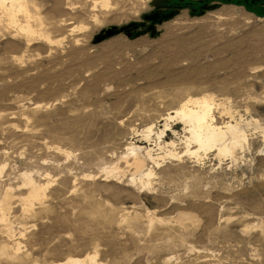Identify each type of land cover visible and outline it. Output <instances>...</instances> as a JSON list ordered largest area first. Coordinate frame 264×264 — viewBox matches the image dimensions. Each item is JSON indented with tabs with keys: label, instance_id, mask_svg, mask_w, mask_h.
<instances>
[{
	"label": "rangeland",
	"instance_id": "1",
	"mask_svg": "<svg viewBox=\"0 0 264 264\" xmlns=\"http://www.w3.org/2000/svg\"><path fill=\"white\" fill-rule=\"evenodd\" d=\"M26 1L16 25L0 8V264H264V18L227 6L93 44L153 0ZM189 98L240 128L233 157L186 154L177 118L158 139ZM132 147L157 163L137 171Z\"/></svg>",
	"mask_w": 264,
	"mask_h": 264
},
{
	"label": "bare ground",
	"instance_id": "2",
	"mask_svg": "<svg viewBox=\"0 0 264 264\" xmlns=\"http://www.w3.org/2000/svg\"><path fill=\"white\" fill-rule=\"evenodd\" d=\"M26 2V0H0V8L7 9L12 24L16 25L17 21L15 13L27 12L25 6ZM7 4H9L8 7ZM21 31L25 32L27 35L38 34L40 37L49 40V38L44 33H37L35 30L32 29L30 25L21 27ZM212 106L213 102L208 100L207 98L187 99L180 106V108L176 110V113H174V116L176 114L175 117L171 116V114H168L167 117L162 119L165 123V129L162 130L160 134H158V139L161 140L165 132L169 130L170 124L168 125V121H172L173 118H177V120L179 119L184 124L185 129L187 130L186 132L189 135L186 138L185 142L187 148L186 154L198 157L200 152L206 153L210 150H216L218 152V156L233 157L234 149L242 148V145L246 142V138L237 125L227 124L223 128L215 125L213 123V118L211 115ZM145 132L146 136L144 138L147 140L146 142H149L152 133V128L149 127ZM229 137L231 138V141H228ZM174 145V142H171L168 143V146H166L173 147ZM192 145L196 146L197 150L191 151ZM128 151H130V155L132 156L131 158H133V160L131 159L133 162H131V167H135L137 171H141L145 167L147 158L149 159V161L157 163L158 158L154 157L152 151L147 150L148 152L146 159L140 156V151H142V149L139 147L129 148ZM168 156L176 157V155L172 153V151L168 152ZM126 163H128V161H126ZM116 169L117 168H113V170L111 171L113 172ZM150 176H152L151 172L147 174V177ZM40 190V187L33 186L31 196L37 199ZM94 259L95 258H92V261ZM62 264H86V262L84 260L69 259Z\"/></svg>",
	"mask_w": 264,
	"mask_h": 264
},
{
	"label": "flooded vegetation",
	"instance_id": "3",
	"mask_svg": "<svg viewBox=\"0 0 264 264\" xmlns=\"http://www.w3.org/2000/svg\"><path fill=\"white\" fill-rule=\"evenodd\" d=\"M150 11L129 29L133 38L158 33V27L186 13L190 19L203 18L227 6L244 8L256 17L264 18V0H153Z\"/></svg>",
	"mask_w": 264,
	"mask_h": 264
},
{
	"label": "water",
	"instance_id": "4",
	"mask_svg": "<svg viewBox=\"0 0 264 264\" xmlns=\"http://www.w3.org/2000/svg\"><path fill=\"white\" fill-rule=\"evenodd\" d=\"M136 24L135 23H130L124 27L121 28H116V27H110L106 30L101 31L99 34L95 35V37L93 38V44H99L102 41L111 38L115 35H118L120 33L125 34L128 38L130 39H134L133 34L131 33V31L129 29L133 28ZM156 34L155 32H151V37H154Z\"/></svg>",
	"mask_w": 264,
	"mask_h": 264
}]
</instances>
